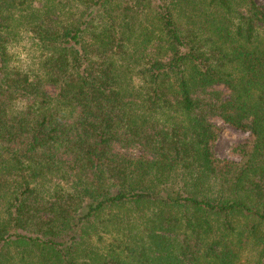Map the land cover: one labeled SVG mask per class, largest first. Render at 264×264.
<instances>
[{
  "label": "trees",
  "instance_id": "1",
  "mask_svg": "<svg viewBox=\"0 0 264 264\" xmlns=\"http://www.w3.org/2000/svg\"><path fill=\"white\" fill-rule=\"evenodd\" d=\"M0 264H264V3L0 0Z\"/></svg>",
  "mask_w": 264,
  "mask_h": 264
},
{
  "label": "rangeland",
  "instance_id": "2",
  "mask_svg": "<svg viewBox=\"0 0 264 264\" xmlns=\"http://www.w3.org/2000/svg\"><path fill=\"white\" fill-rule=\"evenodd\" d=\"M258 3L263 4L264 0H258ZM33 50L29 43L23 42L12 49V53L14 58L19 61L18 64L28 65L33 63L32 54H36ZM216 124L220 131L214 145L215 155L220 159L238 161L239 156L235 149L248 139V133L235 130L218 120Z\"/></svg>",
  "mask_w": 264,
  "mask_h": 264
}]
</instances>
